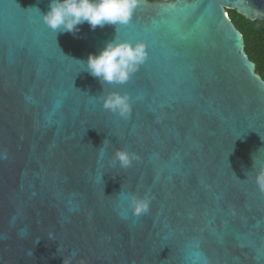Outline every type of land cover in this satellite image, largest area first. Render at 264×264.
Listing matches in <instances>:
<instances>
[{"label":"water","instance_id":"water-1","mask_svg":"<svg viewBox=\"0 0 264 264\" xmlns=\"http://www.w3.org/2000/svg\"><path fill=\"white\" fill-rule=\"evenodd\" d=\"M49 4L0 0V264H264V80L228 13L255 22L264 0H142L117 33L76 36ZM116 34L149 55L103 86L75 59ZM112 91L128 119L103 108Z\"/></svg>","mask_w":264,"mask_h":264},{"label":"clouds","instance_id":"clouds-1","mask_svg":"<svg viewBox=\"0 0 264 264\" xmlns=\"http://www.w3.org/2000/svg\"><path fill=\"white\" fill-rule=\"evenodd\" d=\"M142 0H50L49 10L42 16L43 22L56 34L70 33L76 36L80 26L87 23L95 31L97 27L128 25ZM147 43L143 40L106 41L98 53H90L87 60L75 59L84 64V71L105 84L128 83L148 58ZM103 108L128 119L133 111L132 97L128 93L108 92L100 97ZM105 144V140L103 141ZM138 159L135 153L118 148L113 154V162L128 168ZM238 178V177H237ZM239 179V178H238ZM257 186L264 191V167L255 176ZM105 194V192H104ZM112 196V195H106ZM134 215L147 214L151 208L152 197L132 194L129 197ZM72 257H64L63 264H71Z\"/></svg>","mask_w":264,"mask_h":264},{"label":"trees","instance_id":"trees-1","mask_svg":"<svg viewBox=\"0 0 264 264\" xmlns=\"http://www.w3.org/2000/svg\"><path fill=\"white\" fill-rule=\"evenodd\" d=\"M228 13L244 36L245 50L250 60L256 64V73L264 80V18L259 17L255 22H251L235 11Z\"/></svg>","mask_w":264,"mask_h":264},{"label":"snow or ice","instance_id":"snow-or-ice-1","mask_svg":"<svg viewBox=\"0 0 264 264\" xmlns=\"http://www.w3.org/2000/svg\"><path fill=\"white\" fill-rule=\"evenodd\" d=\"M146 62H147V60H146ZM146 62H145V63H146ZM145 63H144V64H145ZM144 64H143V65H144ZM143 65H141V66H143Z\"/></svg>","mask_w":264,"mask_h":264}]
</instances>
